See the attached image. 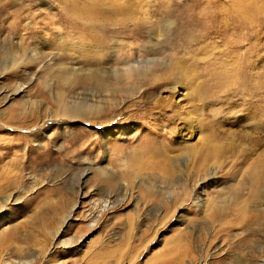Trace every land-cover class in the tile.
I'll use <instances>...</instances> for the list:
<instances>
[{
  "label": "rangeland",
  "instance_id": "rangeland-1",
  "mask_svg": "<svg viewBox=\"0 0 264 264\" xmlns=\"http://www.w3.org/2000/svg\"><path fill=\"white\" fill-rule=\"evenodd\" d=\"M135 59L112 98L70 77L98 110L57 115L60 69ZM206 138L232 151L195 164ZM258 162L264 0H0V264H264V183H239Z\"/></svg>",
  "mask_w": 264,
  "mask_h": 264
},
{
  "label": "bare ground",
  "instance_id": "bare-ground-1",
  "mask_svg": "<svg viewBox=\"0 0 264 264\" xmlns=\"http://www.w3.org/2000/svg\"><path fill=\"white\" fill-rule=\"evenodd\" d=\"M114 2V1H113ZM129 3V2H128ZM91 5L90 8H87L84 13L81 12L80 14H83L82 17L83 18H89L90 20L92 19V21L95 20V15H96V12H94L93 14V11L96 9V3L92 2L90 3ZM114 4V3H113ZM123 4V3H122ZM126 4V3H125ZM118 5V11L120 10V7H122L121 3H117ZM124 5V4H123ZM127 6V5H126ZM131 7V6H130ZM125 8V6H124ZM117 9V8H116ZM126 10V9H124ZM96 11V10H95ZM94 19V20H93ZM118 31L114 32V34H117ZM116 35H114L115 37ZM113 37V38H114ZM117 37V36H116ZM115 37V38H116ZM105 51V50H104ZM36 52V51H35ZM44 53L42 52H39L37 51V54L34 53L35 55V58H40ZM154 59H152L151 61H153ZM149 59L148 60H143V59H135V60H132V61H126L124 64V67L123 68H119L116 64L117 67L115 66H108L107 64L108 63H101V68L98 70V69H91V70H87L86 72L84 71V68L79 66V67H75V68H67V67H64L62 69H60L55 75H53V77L57 78L56 81H55V84L53 85V88H54V93L55 95L53 96V103L56 107V113L57 115L58 114H61L66 116L67 118L69 119H82V118H86L87 116L91 115V114H94L98 108L97 107H88L87 105L85 104H82V105H68L66 102H65V99H64V91H63V87L65 85H67V81L70 82L69 79H73V82L75 83H78L80 81V79H82V77H84L85 79L83 80L85 83H93V84H96L98 85L99 87L101 88H104L106 91H109L110 92V96L112 93L114 92H126L124 90V87L121 85L122 84V81H121V84H120V80L121 78L123 77V75L125 74V72H127V74H129L133 81L136 82V79H138L139 76H143L142 79H144V76L146 77L147 76V69H149ZM150 61V62H151ZM149 63V64H148ZM114 64V65H115ZM107 66V67H105ZM166 66V65H165ZM93 68H95L93 66ZM165 68V67H164ZM177 74L180 76L179 72H177ZM160 75V74H159ZM153 78L152 79H157L155 75H152ZM178 76V77H179ZM71 77V78H70ZM181 77V76H180ZM77 78V79H76ZM149 78V77H148ZM148 78H145V79H148ZM161 79V82L162 81H168L171 79V78H174L173 76V70L169 69L165 72H162L161 76H160ZM164 78V79H163ZM140 80V78H139ZM150 80V79H149ZM159 80V79H158ZM157 80V81H158ZM146 81V80H145ZM160 81V80H159ZM148 83H150V81H147ZM156 82V81H155ZM176 84H180V78L178 80L175 81ZM174 82V83H175ZM157 83V82H156ZM159 83V82H158ZM152 84V83H151ZM165 84V83H164ZM151 86V85H150ZM150 88V87H149ZM171 89V88H170ZM19 91L21 90V88L18 89ZM135 90V89H134ZM133 91V90H132ZM142 92V91H141ZM189 92V98H193L194 99H197L198 98V93L196 94L195 93V90L194 89H191ZM134 93V92H133ZM200 93V92H199ZM116 94V93H115ZM123 94V93H122ZM126 94V93H125ZM135 94V93H134ZM130 95V94H129ZM120 96V95H119ZM124 96V95H123ZM128 96V95H126ZM133 96V95H132ZM187 96V97H188ZM201 96V95H200ZM206 96V95H205ZM125 97V96H124ZM112 98V96H111ZM110 99V98H109ZM192 100V99H191ZM198 100V99H197ZM196 100V101H197ZM195 101V100H194ZM71 102V101H70ZM70 104V103H69ZM133 104V103H132ZM89 105V104H88ZM158 105V104H157ZM170 105V104H169ZM195 106V105H194ZM161 107V106H160ZM159 108V107H158ZM168 108V106H167ZM171 108V107H170ZM169 108V109H170ZM105 109V108H104ZM164 109V108H162ZM161 109V110H162ZM160 111V110H159ZM164 111V110H163ZM162 113V112H161ZM176 114V113H175ZM178 114V112H177ZM183 118V117H182ZM185 118V117H184ZM183 121V120H182ZM194 125V124H193ZM131 125H126V126H120V127H117V128H111L109 129L107 132H112L116 129H119V130H122V131H125L127 130L128 128H130ZM190 127V126H189ZM106 132H103L102 135H106L105 134ZM201 141V144L199 145L198 147V150L196 152L195 150V155H194V158L196 159L195 160V164L196 161H197V157L198 158H201L202 162H203V165L206 163V160L208 158H214L215 154L218 155V152L220 153L219 150H227L229 148L232 147V143H228L226 145V147H224L222 144H217V143H211L212 142V139L210 138H206V139H202L200 140ZM234 143V142H233ZM226 148V149H225ZM156 149H159V148H156ZM169 149V148H168ZM166 149V150H168ZM153 150V149H152ZM151 150V151H152ZM163 150V149H162ZM200 150V151H199ZM230 150V149H229ZM150 151V153H151ZM156 151V150H155ZM154 151V152H155ZM161 151V149H159V152ZM172 151V150H170ZM232 151V150H230ZM167 152V151H166ZM165 152V153H166ZM225 152V151H224ZM227 152V151H226ZM153 153V152H152ZM163 153V151H162ZM161 154V156H163V162H162V166L164 165V167L166 166V161L169 160L170 156H168L167 154ZM157 154V151L155 153V155ZM159 154V153H158ZM157 154V155H158ZM203 155V156H202ZM216 155V156H217ZM160 156V155H158ZM161 158V159H162ZM218 158V156H217ZM191 160V159H190ZM212 160V159H211ZM168 165V164H167ZM193 165V164H192ZM257 167L255 169H253V171H251L250 173H246L244 175V177H242V180L239 182L240 183V186L241 187H246V185H249L251 187V189H253L254 192L258 191L259 190V187L264 183V162H258V164H256ZM208 166V165H207ZM205 167V166H203ZM169 168V167H168ZM136 169V168H135ZM167 169V168H166ZM134 170V169H133ZM137 170V169H136ZM252 170V169H251ZM243 189V188H241ZM247 194V193H246ZM248 197V196H247ZM251 197V195H250ZM198 202V201H197ZM66 222V220H65ZM61 231V228H59V230L57 231V233ZM56 233V234H57ZM4 239V238H3ZM1 246V245H0ZM1 254V252H0ZM17 254V253H16ZM19 254V253H18ZM4 262V261H3ZM6 262V261H5Z\"/></svg>",
  "mask_w": 264,
  "mask_h": 264
}]
</instances>
